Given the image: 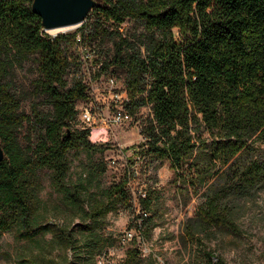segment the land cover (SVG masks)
Instances as JSON below:
<instances>
[{
	"label": "trees",
	"instance_id": "16d2710c",
	"mask_svg": "<svg viewBox=\"0 0 264 264\" xmlns=\"http://www.w3.org/2000/svg\"><path fill=\"white\" fill-rule=\"evenodd\" d=\"M32 1L0 0V238L12 232L23 242L15 264H99L115 240L102 231V221L117 205L130 206V168L146 157L168 160L181 196L201 191L181 239L202 252L203 264H223L213 262L201 234H239L235 200L264 185V155L249 156L264 146V0H100L74 32L54 36L41 26ZM127 20L143 27L138 44L119 30ZM94 37L113 44L110 58H95V77L111 66L121 69L122 107L131 118L145 107L151 112L123 178L97 191L90 181L68 184L72 151L106 149L90 141V128L76 124L77 102L89 99L87 84L77 73L67 80L73 63L66 49ZM32 58L34 90L49 110L32 104L27 114L8 76ZM25 123L42 132L22 146L18 132ZM43 171L78 223L44 221ZM153 202L150 191L138 197L139 227L148 231ZM131 240L134 247L118 264L139 257ZM4 253L0 247V257Z\"/></svg>",
	"mask_w": 264,
	"mask_h": 264
},
{
	"label": "rangeland",
	"instance_id": "374dc122",
	"mask_svg": "<svg viewBox=\"0 0 264 264\" xmlns=\"http://www.w3.org/2000/svg\"><path fill=\"white\" fill-rule=\"evenodd\" d=\"M78 27L79 25L63 27L47 32L72 33ZM119 30L135 44L139 43L144 33L142 25L134 20H127L120 25ZM112 49L110 38L99 37L92 38L87 45L79 42L66 49L69 61L73 63L67 80L70 82L77 73L82 76L89 91L87 101L77 102L78 111L87 106L91 107L95 114H99L90 126L82 122L78 115L76 124L90 128V141L106 147L103 152L95 153L72 151L69 157L68 184L90 181L95 185L94 191L99 187L117 183L123 178L125 171L131 166L129 159L140 149V126H144L145 120L151 117L150 109L145 107L139 114L132 116L130 121L118 124L107 121L112 110L109 106L107 83L110 77H114L118 86H121L125 81V74L121 69L111 66L106 73L95 77L99 64H95L94 60L110 58ZM74 62L79 63V67L74 65ZM37 77V63L34 58L16 64L8 76L12 90L20 98L21 109L27 114L31 113L32 104H36L43 111L49 110V106L34 90L33 82ZM41 132L39 126L25 123L18 132L20 144L26 146L36 142L41 137ZM258 155H264L263 145H259L254 154L249 156ZM102 164L105 165V171L99 172ZM133 166L130 169L134 171V175L128 182V190L132 196L131 204L117 205L103 219L102 231L111 234L115 240L107 255L98 263L121 262L127 251L134 247L131 240L134 236L140 255L133 264H203L205 257L202 252L196 246L185 245L181 239L187 220L193 217L196 205L202 200L201 191L189 199L181 196L174 182V173L166 159L146 157ZM42 177L43 189L40 197L47 211L44 221L55 225L64 222L78 223L75 211L70 210L61 193L51 186L48 171H43ZM146 191H150L154 196L151 220L147 224L153 227L149 231L144 227L140 228V220L137 219L140 213L138 197ZM234 205L240 233L211 229L201 234L204 245L212 252L213 262L219 259L223 264H264V185L238 198ZM51 237V233L46 235V239ZM21 245L23 242L17 241L12 232L5 233L0 238V247L6 254L0 257V264H15V253Z\"/></svg>",
	"mask_w": 264,
	"mask_h": 264
},
{
	"label": "water",
	"instance_id": "95a60500",
	"mask_svg": "<svg viewBox=\"0 0 264 264\" xmlns=\"http://www.w3.org/2000/svg\"><path fill=\"white\" fill-rule=\"evenodd\" d=\"M100 0H33L31 8L40 16L45 31L78 26ZM57 34V33H56ZM56 34H52L53 36ZM4 154L0 147V161Z\"/></svg>",
	"mask_w": 264,
	"mask_h": 264
},
{
	"label": "built area",
	"instance_id": "2783aa9c",
	"mask_svg": "<svg viewBox=\"0 0 264 264\" xmlns=\"http://www.w3.org/2000/svg\"><path fill=\"white\" fill-rule=\"evenodd\" d=\"M123 83L121 86H118V82L114 77H110L107 83V91L109 93V106L112 108L110 113V119L107 121L118 124L131 120V115L122 107L123 103L127 100L126 92L123 90ZM78 115L82 122L88 124L94 123L96 121V116L99 114H95L92 111L91 107H82L78 112ZM106 122V120H105ZM142 128L140 126L139 133Z\"/></svg>",
	"mask_w": 264,
	"mask_h": 264
}]
</instances>
